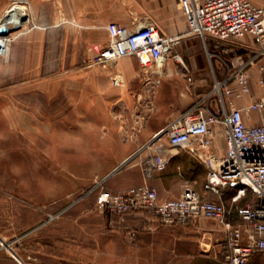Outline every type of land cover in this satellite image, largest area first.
<instances>
[{
  "label": "rangeland",
  "instance_id": "374dc122",
  "mask_svg": "<svg viewBox=\"0 0 264 264\" xmlns=\"http://www.w3.org/2000/svg\"><path fill=\"white\" fill-rule=\"evenodd\" d=\"M15 3L21 4L3 0L0 23ZM23 5L28 18V0ZM27 22L11 26L6 37L26 33ZM6 44L0 53V264H224L216 241L207 251L196 237L173 246L166 234L156 249L137 248L138 233L131 239L117 215L99 211L95 194H85L96 181L104 180L105 187L111 168L124 169L155 147L171 148L164 132L156 135L211 91L212 68L218 71L237 39L207 34L182 40L174 51L189 71L170 58L161 69L138 65L126 102L113 106L81 100L75 75L34 81L35 75L13 73L10 58L3 56ZM86 95L91 96L89 89ZM133 152L135 160L129 159ZM234 193L223 196L230 201ZM131 219L128 228L149 234V240L165 226L149 213ZM249 264H264V254Z\"/></svg>",
  "mask_w": 264,
  "mask_h": 264
},
{
  "label": "built area",
  "instance_id": "2783aa9c",
  "mask_svg": "<svg viewBox=\"0 0 264 264\" xmlns=\"http://www.w3.org/2000/svg\"><path fill=\"white\" fill-rule=\"evenodd\" d=\"M178 3L191 33L201 37L209 34L222 41L251 39L259 45L245 57L223 59L222 73L212 68L211 91L156 135L165 133L171 149H187L206 168L204 190L209 196L186 185L178 198L161 201L158 190L147 183L156 171L168 166L169 159L160 148L143 163V185L113 192L99 180L85 195L94 193L96 208L117 215L121 221L145 213L164 225H185L199 218L217 221L225 233L224 264H248L257 253L264 254V96L241 108L235 106L234 99L252 94V68L264 60V7L251 0ZM107 29L110 40L95 57L96 63L136 57L144 69L151 70L160 68L161 59L164 66L170 58L189 71L182 55L174 51L180 37L163 34L154 24L131 30L111 23ZM257 67L258 83L264 86V61ZM120 80L113 77L112 84L118 86ZM233 189L235 193L227 201L223 195ZM244 199L246 203L237 209L235 205ZM55 217L57 214L50 215V220ZM128 230L134 240L137 231Z\"/></svg>",
  "mask_w": 264,
  "mask_h": 264
},
{
  "label": "crops",
  "instance_id": "0c3cea01",
  "mask_svg": "<svg viewBox=\"0 0 264 264\" xmlns=\"http://www.w3.org/2000/svg\"><path fill=\"white\" fill-rule=\"evenodd\" d=\"M178 1L28 0L27 32L8 37L3 56L10 58L12 67L15 68L12 72L15 74L35 75L34 81L53 75H59L60 78L65 75H75L77 94L81 91L83 93L81 100H91V103L97 106L123 104L127 99V85L138 73V65L143 67L136 57H125L104 65L95 63V57L110 40L107 26L118 23L134 30L140 25L154 24L161 33L178 36L182 42L196 34L190 32L187 18ZM251 1L263 6L261 0ZM2 2L3 0H0V9H3ZM237 41L238 45L235 50H231V55L226 56L227 60L245 57L259 46L251 39ZM186 54L189 60L196 57L193 51ZM263 61L261 59L258 64ZM258 64L252 68V94L234 99V104L238 108L245 106L252 99L264 96V86L258 83L260 76ZM218 72H223L221 62L218 65ZM113 77H121L120 85L112 84ZM28 82H19L17 86ZM88 89L91 91V96L85 97V91ZM157 148L166 154L169 163L165 170L156 171L147 183L158 190L161 201L178 198L186 185L192 186L203 196H209L204 190L207 181L206 168L187 149L174 150L163 146L140 153V157L136 160L134 156L136 151L133 152L129 158L135 160L132 164L121 170L115 166L104 175V177L113 175L110 183L108 181L105 183V188L113 192H125L132 187L143 185L146 182L143 163L156 153ZM2 203L3 198L0 196V204ZM143 216L132 215L127 220L139 219ZM233 217L237 219V215ZM122 222V226L128 229L126 220ZM137 233V248L151 245L156 249L157 242L167 234L171 237L170 242L173 246L180 242L194 241L196 237L200 239L198 241H201L202 245L208 246L207 251L216 243L223 255L226 249L223 227L217 221L207 218H199L185 225H165L164 228L156 229L150 240L145 238L149 234L138 231Z\"/></svg>",
  "mask_w": 264,
  "mask_h": 264
},
{
  "label": "bare ground",
  "instance_id": "6f19581e",
  "mask_svg": "<svg viewBox=\"0 0 264 264\" xmlns=\"http://www.w3.org/2000/svg\"><path fill=\"white\" fill-rule=\"evenodd\" d=\"M26 8L25 5L20 3H15V5L11 8V10L8 12L7 16L4 17V19L1 21V25H6L9 29H11V26L14 27H20L24 20H26ZM0 25V26H1ZM7 35H0V53H2L5 50V44H6V37ZM163 66V59L160 60L158 67Z\"/></svg>",
  "mask_w": 264,
  "mask_h": 264
},
{
  "label": "water",
  "instance_id": "95a60500",
  "mask_svg": "<svg viewBox=\"0 0 264 264\" xmlns=\"http://www.w3.org/2000/svg\"><path fill=\"white\" fill-rule=\"evenodd\" d=\"M12 30L13 29H9L6 25L2 24L0 26V35H8L10 33V31H12ZM159 135H160V133L157 134V136H159Z\"/></svg>",
  "mask_w": 264,
  "mask_h": 264
},
{
  "label": "trees",
  "instance_id": "16d2710c",
  "mask_svg": "<svg viewBox=\"0 0 264 264\" xmlns=\"http://www.w3.org/2000/svg\"><path fill=\"white\" fill-rule=\"evenodd\" d=\"M246 202H240L235 205V207L238 209L239 207L243 206Z\"/></svg>",
  "mask_w": 264,
  "mask_h": 264
}]
</instances>
